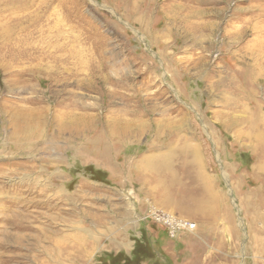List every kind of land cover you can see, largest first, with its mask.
Wrapping results in <instances>:
<instances>
[{
	"label": "rangeland",
	"instance_id": "obj_1",
	"mask_svg": "<svg viewBox=\"0 0 264 264\" xmlns=\"http://www.w3.org/2000/svg\"><path fill=\"white\" fill-rule=\"evenodd\" d=\"M263 159L264 0H0V264H264Z\"/></svg>",
	"mask_w": 264,
	"mask_h": 264
},
{
	"label": "built area",
	"instance_id": "obj_2",
	"mask_svg": "<svg viewBox=\"0 0 264 264\" xmlns=\"http://www.w3.org/2000/svg\"><path fill=\"white\" fill-rule=\"evenodd\" d=\"M150 217L151 218H142L141 220L145 223L150 219L153 225L164 230L171 239L177 238L182 232L191 233L197 229L195 223L179 219L171 213L154 211Z\"/></svg>",
	"mask_w": 264,
	"mask_h": 264
},
{
	"label": "bare ground",
	"instance_id": "obj_3",
	"mask_svg": "<svg viewBox=\"0 0 264 264\" xmlns=\"http://www.w3.org/2000/svg\"><path fill=\"white\" fill-rule=\"evenodd\" d=\"M26 129V128H25ZM27 129H29V128H27ZM24 129H22V130H20V131H23ZM26 133H29L30 131L28 130V131H25ZM17 133V132H16ZM263 156V155H262ZM262 161V160H261ZM261 166H262V168H264V159H263V161H262V163H261ZM260 165H259V167H261ZM209 181V180H208ZM13 245V244H12ZM61 248V247H60Z\"/></svg>",
	"mask_w": 264,
	"mask_h": 264
}]
</instances>
